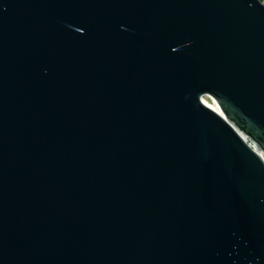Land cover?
Here are the masks:
<instances>
[{"label": "water", "instance_id": "obj_1", "mask_svg": "<svg viewBox=\"0 0 264 264\" xmlns=\"http://www.w3.org/2000/svg\"><path fill=\"white\" fill-rule=\"evenodd\" d=\"M0 264H264V1L0 0Z\"/></svg>", "mask_w": 264, "mask_h": 264}, {"label": "bare ground", "instance_id": "obj_2", "mask_svg": "<svg viewBox=\"0 0 264 264\" xmlns=\"http://www.w3.org/2000/svg\"><path fill=\"white\" fill-rule=\"evenodd\" d=\"M202 100L208 105V106H210V107H212L213 109H215V110H218V108H217V106H216V104L213 102V101H211L212 102V104L211 103H209V102H206L205 101V97L204 98H202Z\"/></svg>", "mask_w": 264, "mask_h": 264}, {"label": "rangeland", "instance_id": "obj_3", "mask_svg": "<svg viewBox=\"0 0 264 264\" xmlns=\"http://www.w3.org/2000/svg\"><path fill=\"white\" fill-rule=\"evenodd\" d=\"M205 101L212 104L211 100L208 97H205Z\"/></svg>", "mask_w": 264, "mask_h": 264}, {"label": "built area", "instance_id": "obj_4", "mask_svg": "<svg viewBox=\"0 0 264 264\" xmlns=\"http://www.w3.org/2000/svg\"><path fill=\"white\" fill-rule=\"evenodd\" d=\"M261 2H263L264 0H260Z\"/></svg>", "mask_w": 264, "mask_h": 264}]
</instances>
